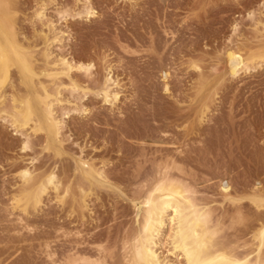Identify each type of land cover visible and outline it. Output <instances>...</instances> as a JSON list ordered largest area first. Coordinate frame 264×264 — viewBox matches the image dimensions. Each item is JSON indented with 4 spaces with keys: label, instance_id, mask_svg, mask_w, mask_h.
<instances>
[{
    "label": "rangeland",
    "instance_id": "1",
    "mask_svg": "<svg viewBox=\"0 0 264 264\" xmlns=\"http://www.w3.org/2000/svg\"><path fill=\"white\" fill-rule=\"evenodd\" d=\"M148 1L89 0L96 11L89 20L74 14L86 0H0V23L31 65L28 76L10 64L0 87V264H64V255L76 247L92 249L97 243L104 264H125L124 242L136 232L150 176L180 155L189 157L181 170L173 164L170 169L193 187L196 203L210 207L219 230L216 243L237 253L255 248L253 234L264 223V204L252 200L264 197V0ZM40 6L41 19L34 15ZM230 49L242 51L254 69L231 78L228 70L236 63L226 60ZM59 55L76 66L92 63L91 72L74 67L65 73ZM109 68L119 84L112 105L99 92ZM43 88L57 99L52 129ZM29 102L33 112L25 121ZM13 115L21 121L15 124ZM24 168L31 171L28 180L20 173ZM51 171L59 185L47 184L40 192ZM221 186L231 191L224 193ZM163 235L157 251L170 264L183 263L181 253L171 256ZM244 241L254 243L241 247Z\"/></svg>",
    "mask_w": 264,
    "mask_h": 264
},
{
    "label": "bare ground",
    "instance_id": "2",
    "mask_svg": "<svg viewBox=\"0 0 264 264\" xmlns=\"http://www.w3.org/2000/svg\"><path fill=\"white\" fill-rule=\"evenodd\" d=\"M89 0H86L87 3L84 7L81 5V11H76V15L78 16H82L86 18V19H91V17L96 16V11L93 9V7H91L90 3L88 2ZM150 1V0H149ZM148 1V2H149ZM153 2V1H152ZM151 2V3H152ZM137 3V2H136ZM176 3V2H175ZM173 4V3H172ZM182 4V3H181ZM264 4V2H263ZM7 5V3H6ZM148 5V4H147ZM168 5V3H167ZM9 6V5H8ZM172 6V5H171ZM2 7V6H1ZM145 7V6H144ZM158 7V6H157ZM162 7V6H161ZM156 8V7H155ZM5 9V7H4ZM144 9V8H143ZM148 9V8H146ZM36 12H35V16L39 19L44 17V7L40 6L37 8H35ZM80 10V9H79ZM6 11V10H5ZM66 11V10H64ZM61 11V12H64ZM70 11V10H69ZM142 11V10H141ZM146 11V10H145ZM157 11V10H156ZM168 11V10H167ZM171 11V10H170ZM68 13V11H66ZM154 12V11H153ZM65 13V14H67ZM138 13V12H137ZM140 13V12H139ZM147 13V12H146ZM149 13V12H148ZM9 14V13H8ZM60 14V13H59ZM72 14V13H71ZM82 14V15H81ZM157 14V13H156ZM167 14V13H166ZM3 15V14H2ZM12 15V14H11ZM7 16V15H6ZM13 16V15H12ZM58 16V14H57ZM72 16V15H70ZM134 16V15H133ZM138 16V15H137ZM144 16V15H143ZM250 16V15H249ZM252 16V15H251ZM14 17V16H13ZM67 17V16H66ZM74 17V16H73ZM1 18V17H0ZM15 18V17H14ZM60 18V17H59ZM133 18V17H132ZM135 18V17H134ZM141 18V17H140ZM139 18V19H140ZM158 18V16H157ZM5 19V18H3ZM51 19V18H50ZM61 19V18H60ZM63 19V17H62ZM82 20V19H81ZM138 21V19H136ZM161 20V19H160ZM146 21V20H145ZM169 21V20H168ZM11 22V21H9ZM127 22V21H126ZM236 22V21H235ZM13 23V22H12ZM151 23V22H150ZM153 23V22H152ZM156 23V22H155ZM161 23V22H160ZM178 23V22H177ZM45 24V23H44ZM49 24V23H48ZM47 24V25H48ZM134 24V23H133ZM138 24V23H137ZM143 24V23H142ZM165 24V23H164ZM172 24V23H171ZM190 24V23H189ZM135 25V24H134ZM147 25V24H146ZM149 25V24H148ZM147 25V26H148ZM170 25V24H169ZM45 26V25H44ZM50 26V25H48ZM53 26V25H52ZM139 26V25H138ZM146 26V27H147ZM167 26V25H166ZM17 27V25H16ZM157 27V26H156ZM168 27V26H167ZM185 27V26H184ZM190 27V26H189ZM235 27V25H234ZM51 28V26H50ZM139 28V27H138ZM171 28V27H170ZM188 28V27H187ZM186 28V29H187ZM238 28V27H237ZM9 29L13 30V26H9ZM8 29V30H9ZM135 29V28H134ZM137 29V28H136ZM145 29V26H144ZM152 29V28H151ZM150 29V30H151ZM159 29V28H158ZM11 30V31H12ZM47 30V29H46ZM49 30V29H48ZM53 30V29H52ZM149 30V29H148ZM147 30V32H148ZM167 30V29H165ZM169 30V29H168ZM17 31V30H16ZM15 31V32H16ZM161 31V30H160ZM173 31V30H171ZM187 31V30H186ZM236 31V30H235ZM41 32V31H40ZM150 32V31H149ZM152 32V31H151ZM154 32V31H153ZM45 33V32H44ZM54 33V32H53ZM90 33V32H89ZM169 33V32H168ZM187 33V32H186ZM46 34V33H45ZM43 34V35H45ZM49 34V33H48ZM150 34V33H149ZM156 34V33H155ZM165 34V33H164ZM189 34V33H188ZM231 34V33H229ZM228 34V35H229ZM14 35V34H13ZM41 35V34H40ZM137 35V33H136ZM174 35V34H173ZM50 36V34H49ZM138 36V35H137ZM144 36V35H143ZM142 36V37H143ZM146 36V35H145ZM162 36V35H161ZM181 36V35H180ZM47 37V36H46ZM59 37V36H58ZM122 37V36H121ZM139 37V36H138ZM141 37V36H140ZM154 37V36H153ZM152 37V38H153ZM156 37V36H155ZM173 37V36H172ZM259 37V36H258ZM17 38V37H16ZM48 38V37H47ZM123 38V37H122ZM159 38V37H158ZM189 38V37H188ZM44 39V38H43ZM59 39V38H58ZM128 39V37H127ZM156 39V38H154ZM256 39V38H255ZM118 40V39H117ZM124 40V39H123ZM141 40V38H140ZM186 40V39H185ZM190 40V39H189ZM260 40V39H259ZM20 41V40H19ZM53 41V40H52ZM58 41V40H57ZM131 41V40H130ZM144 41V40H143ZM182 41V40H181ZM192 41V40H190ZM129 42V40H128ZM142 42V41H140ZM146 42V41H145ZM154 42V41H153ZM159 42V41H158ZM172 42V41H171ZM264 42V41H263ZM19 43V42H17ZM46 43V41H45ZM133 43V42H132ZM135 43V42H134ZM166 43V42H165ZM181 43V42H180ZM179 43V44H180ZM130 43H128L129 45ZM141 44V43H140ZM159 44V43H158ZM263 44V43H262ZM48 45V44H47ZM169 45V44H168ZM167 45V46H168ZM194 45V44H193ZM206 45V44H205ZM252 45V44H251ZM261 45V44H260ZM25 46V44L23 45ZM144 46V45H143ZM121 47V46H120ZM131 47V46H130ZM156 47V46H155ZM48 47H46V50ZM136 48V47H135ZM158 48V47H157ZM167 48V47H166ZM63 49V48H61ZM59 49V50H61ZM116 49V48H115ZM123 49V48H122ZM33 50V49H32ZM58 50V49H57ZM151 50V49H150ZM177 50V49H175ZM174 50V51H175ZM28 51V50H27ZM159 51V49H158ZM31 52V51H30ZM122 52V51H121ZM166 52V51H165ZM252 53V52H251ZM25 54V53H24ZM23 54V52L21 53L19 47H17L16 42L14 37H12L11 34H9L7 32V30L3 27V25L0 23V87L3 85L4 80V76L6 77V71L9 67L10 64H16L22 71V73L28 74L31 73V68L29 66V64L25 61V55ZM28 54V53H27ZM33 53H31L32 55ZM59 54V53H58ZM164 54V53H163ZM45 56H48V54L45 52L44 54ZM51 55V54H50ZM151 55V54H149ZM226 60H235V63L233 66H231L228 70V74L231 78H235L239 75V73H241V71L245 70L248 71L249 69L251 70L252 68L254 69V63L253 62H249L248 60H250L248 57H246L242 51L240 50H227L226 51ZM253 55V54H252ZM61 56V55H59ZM125 56V55H124ZM50 58V57H49ZM58 58V57H57ZM42 59V57H41ZM48 59V57H47ZM54 59V58H53ZM255 60V59H254ZM45 61V59H44ZM130 61V60H128ZM154 61V60H153ZM32 62V61H31ZM46 62V61H45ZM51 62V59H50ZM47 63V62H46ZM49 63V62H48ZM47 63V64H48ZM59 63L61 66H63L64 68V72L65 73H69L70 70H72L74 67L79 68L84 72L85 75H88L91 72V69L93 67V64L88 62V63H80L79 65H75L72 64V59L69 60L67 59L65 56H61V58L59 59ZM76 63V62H75ZM199 63V62H198ZM197 62H192L191 66L192 68L199 70L200 67L198 66ZM46 64V65H47ZM53 64V63H52ZM34 65V64H33ZM15 66V65H14ZM36 66V65H35ZM54 66V65H53ZM136 66V65H134ZM216 66V65H215ZM58 67V66H57ZM252 67V68H251ZM18 68V69H19ZM53 69V68H52ZM51 69V70H52ZM242 69V70H241ZM43 70V69H42ZM60 70V69H59ZM241 70V71H240ZM38 71V70H37ZM107 72H105L104 76L102 79V81H100V93L102 94L103 100L106 103H110L111 105L114 104L118 98V94L119 91L117 90V86L118 84V80L117 78H113V74H111V69L109 68L108 70L106 69ZM20 73V71H18ZM35 72V70H34ZM41 72V71H40ZM43 72V71H42ZM168 72V71H167ZM167 72L165 75H167ZM249 72V71H248ZM11 73V72H10ZM39 73V72H38ZM48 73V71H47ZM80 73V72H79ZM43 74V73H42ZM45 74V73H44ZM78 75V74H77ZM169 75V74H168ZM29 76V74H28ZM60 76V75H59ZM223 76V75H222ZM3 77V78H2ZM22 77V75H21ZM58 77V76H57ZM72 77V76H71ZM74 77V76H73ZM31 78V77H30ZM52 78V77H51ZM23 79V78H22ZM94 79V78H93ZM164 79V78H163ZM24 80V79H23ZM49 80V79H48ZM65 80V79H64ZM63 80V82H64ZM152 80V79H151ZM93 81V80H92ZM166 83V82H165ZM164 83V84H165ZM24 84V83H23ZM34 84V83H33ZM38 84V83H37ZM44 87L46 86L45 83H43ZM71 85V84H69ZM34 86V85H33ZM40 86V83H39ZM77 86V85H75ZM42 87V86H41ZM91 87V86H90ZM35 88V87H34ZM37 88V87H36ZM58 88V86H57ZM78 88V87H77ZM72 88V91H76L77 90ZM170 88V87H169ZM3 89V88H2ZM47 89V88H46ZM45 88H43L42 93H43V97H42V102L44 103V106L46 108L45 111V115H46V121L48 123V126L50 129H52L53 126H56V116H54V102L57 99H51L50 98V93L47 92ZM71 89V88H70ZM165 89H167V85L165 86ZM1 90V89H0ZM35 90V89H34ZM168 92V90H165ZM2 92V91H0ZM18 92V91H16ZM35 92V91H34ZM40 92V91H38ZM71 92V91H69ZM98 92V91H97ZM13 93V92H12ZM99 93V94H100ZM170 93V92H169ZM7 94V93H6ZM55 94V92H54ZM59 94V93H58ZM61 94V92H60ZM12 95V94H11ZM14 95V94H13ZM17 95V94H16ZM23 95V94H22ZM78 95V94H77ZM5 96V95H4ZM24 96V95H23ZM37 96V95H36ZM70 96V94H69ZM81 96V95H80ZM96 96V95H95ZM12 97V96H11ZM16 97V96H15ZM64 97V96H63ZM77 97V96H76ZM83 97V95H82ZM4 99V98H3ZM63 99V98H61ZM65 100H67L66 98H64ZM73 99V98H72ZM77 99V98H76ZM20 100V99H19ZM64 100V101H65ZM75 100V99H73ZM2 101V100H1ZM61 101V100H60ZM71 101V100H70ZM77 101H80L79 98ZM3 102V101H2ZM20 103V102H19ZM56 103V102H55ZM21 104V103H20ZM25 105V104H24ZM42 105V104H41ZM61 105V104H60ZM80 106V105H79ZM83 106V105H82ZM82 106H80L81 108H83ZM109 106V105H108ZM22 108V107H21ZM87 108V107H86ZM23 109V108H22ZM21 109V110H22ZM43 109V108H42ZM41 109V110H42ZM59 109V108H58ZM73 109V108H71ZM70 109V110H71ZM77 109V108H76ZM74 109V111L76 110ZM201 109V108H200ZM65 110V108H64ZM63 110V111H64ZM69 110V109H68ZM204 110V109H203ZM19 111V110H18ZM44 111V110H43ZM72 111V110H71ZM78 111V109L76 110ZM79 111H83L85 112L86 109L83 108L82 110L79 109ZM33 112V107L32 105H30L29 102V106L27 108L24 109L23 111V119L25 121H27L29 119V115H32ZM69 112V111H68ZM68 112L64 113L68 114ZM82 112V113H83ZM75 113V112H74ZM81 113V112H80ZM202 113V112H201ZM34 114V113H33ZM42 114V113H41ZM78 114V113H77ZM8 115V114H7ZM62 115V113L60 114V116ZM199 119H197L198 121H202L203 116L199 115ZM15 124L16 122L19 123L21 120H19V118H17L15 115H13ZM41 118H43V116H41ZM33 119V118H32ZM11 120V119H10ZM206 120V118H205ZM34 121V120H33ZM198 121L196 124H198ZM26 123V122H25ZM59 123V122H58ZM57 123V124H58ZM22 124V123H21ZM29 124V123H27ZM37 125V124H36ZM24 126V125H23ZM196 126V125H195ZM17 127V126H16ZM21 127V126H20ZM15 128V127H14ZM31 128V127H30ZM198 128V127H197ZM196 128V129H197ZM29 129V128H27ZM32 130V129H30ZM36 130V129H35ZM38 130V129H37ZM36 130V131H37ZM56 130V129H55ZM58 130V129H57ZM199 130V129H198ZM39 131V130H38ZM195 131V130H194ZM59 132V131H58ZM198 132V131H197ZM190 133V131H189ZM192 133V132H191ZM196 133V131H195ZM58 134V133H57ZM166 135V134H165ZM23 136V135H22ZM26 136V135H25ZM151 136V135H148ZM153 136V135H152ZM163 137V135H161ZM158 135V138L161 137ZM186 137V136H185ZM196 137V136H195ZM60 138V137H59ZM153 138H157L156 136H153ZM164 138V137H163ZM187 138V137H186ZM186 138L183 140L185 141ZM191 137H189L190 139ZM152 139V138H151ZM183 139V138H182ZM167 140V139H165ZM168 140H170L168 138ZM194 140V139H193ZM201 140V138H200ZM52 141V140H51ZM190 141V140H189ZM198 141V140H197ZM27 142L25 141L24 146H27ZM188 142V141H187ZM195 142V141H193ZM23 143V142H22ZM196 143V142H195ZM27 148V147H26ZM157 148V147H156ZM193 148L195 149V147L193 146ZM155 149V148H154ZM202 149V148H201ZM199 150V147H198ZM178 151V150H177ZM188 151V150H186ZM190 151V150H189ZM181 152V151H179ZM183 152V151H182ZM181 152V153H182ZM185 152V150H184ZM57 153V152H56ZM143 153V152H142ZM153 153V152H152ZM172 153V152H171ZM175 153V152H174ZM180 153V154H181ZM179 154V155H180ZM189 154V153H188ZM142 155V154H141ZM140 155V156H141ZM177 155V154H176ZM175 155V156H176ZM184 155V154H183ZM132 156V155H131ZM135 156V155H134ZM171 156V155H169ZM168 156V157H169ZM175 156L172 155V158ZM178 156V155H177ZM176 156V157H177ZM209 156V155H208ZM167 157V156H165ZM164 157V158H165ZM187 157L186 156H178L177 159L175 158V160L171 159V164H173L174 166L176 165V167L178 166L180 168V164L181 161L184 162V159ZM191 157V156H190ZM189 158V157H187ZM85 159V158H84ZM168 158H166V160H164V162L170 163L167 160ZM140 160V159H139ZM178 160H179V165H178ZM141 161V160H140ZM187 161V159L185 160ZM190 161V160H189ZM31 163V162H30ZM131 163V162H130ZM156 163V162H155ZM177 163V164H176ZM86 164V163H85ZM134 164V163H133ZM139 164V163H138ZM169 166V164L164 163V166L157 169V171L153 172L152 177L150 176V185L149 187L144 191L145 194H142V200H141V207H142V211L139 213V215L137 216V229L136 232L133 234V232H131L133 235L131 237H129V239L124 242L125 244V264H170L169 260H166L165 258H163L160 255V252L157 251V246L161 245V236L163 235V231L166 229V233L164 235H166L165 238V242L168 244H170L171 246V256L172 254H174L175 252H179L181 253V255L183 256V263L181 264H264V223L258 228L257 233L253 234V239H255V248L251 249L249 248L248 250L245 249L246 251H243L242 253H237L235 252L233 249H230L228 247H222L219 246V244L216 243L215 241V237L216 234L218 233L216 225L213 224L212 219L213 217H211V209L207 208L208 206L206 205H201L195 202V200H193V197L191 196V193H193L194 189L192 190V188H190V185H187L185 183V180L181 179L178 177V174H174V172H176L174 170V172L172 173V169H170L172 166ZM158 165V164H157ZM92 166V165H91ZM27 167V166H26ZM65 167V166H64ZM138 167V166H136ZM175 167V168H176ZM182 167V165H181ZM184 167V166H183ZM86 168V166H85ZM84 168V169H85ZM152 168V167H151ZM150 168V169H151ZM173 168V167H172ZM93 169V166H92ZM96 169V168H95ZM177 169V168H176ZM53 170V169H52ZM79 170V169H78ZM137 170V169H136ZM179 170V172H180ZM183 170V169H182ZM66 171V170H65ZM64 171V172H65ZM86 171V170H84ZM139 171V170H138ZM141 171V169H140ZM55 171H51L50 173L47 174V176L45 177L44 181L42 183H40V192H44L46 185L47 184H51L54 186V189L57 187V184L59 183V178L57 179V175L56 173H54ZM144 172V171H143ZM178 172V171H177ZM183 172V171H181ZM22 177L25 180L30 179L31 176V171L29 168H24L21 169L20 171ZM72 173V171H71ZM75 173V172H74ZM186 173V171L184 172ZM77 174V173H75ZM146 174V173H145ZM183 174V173H182ZM181 174V175H182ZM20 175V176H21ZM68 175V174H67ZM99 175V174H98ZM151 175V174H149ZM185 175V174H184ZM187 175V173H186ZM76 176V175H74ZM80 176V174H79ZM107 176V175H106ZM19 177V176H18ZM69 177V176H68ZM77 177V176H76ZM104 177V176H103ZM186 177V176H185ZM34 178V176H33ZM101 178V177H100ZM105 178V177H104ZM80 179V178H79ZM133 179V178H132ZM147 179V178H146ZM24 180V181H25ZM105 180V179H104ZM109 180V179H108ZM144 180V179H142ZM80 180H78L79 182ZM83 181V180H82ZM88 181V180H87ZM67 182V181H66ZM86 182V181H85ZM134 182V181H133ZM140 182V181H139ZM144 183V182H143ZM82 184V183H81ZM90 184V183H89ZM140 184V183H139ZM59 185V184H58ZM86 185V184H85ZM137 185V184H136ZM143 185V184H142ZM141 185V186H142ZM67 186V185H66ZM89 186V185H87ZM147 186V185H146ZM86 187V186H85ZM91 187V186H90ZM95 187V186H94ZM19 188V187H18ZM50 188V187H48ZM82 188V187H81ZM84 188V187H83ZM138 188V187H137ZM85 189V188H84ZM134 189V188H133ZM144 189V188H143ZM230 187L229 186H221V190L226 193L229 190ZM62 190V189H61ZM64 190V189H63ZM62 190V191H63ZM83 189H81L82 191ZM93 190V189H92ZM96 190V189H95ZM69 191V190H68ZM80 191V190H79ZM90 191V190H89ZM38 191V193H40ZM60 192V191H57ZM64 192V191H63ZM66 192V190H65ZM76 192V191H75ZM92 192V191H90ZM96 192V191H95ZM139 192V191H138ZM137 192V194H138ZM196 192V191H195ZM19 193V192H18ZM80 193V192H79ZM135 193V192H134ZM34 194V193H33ZM58 194V193H57ZM63 194V193H62ZM71 194V193H70ZM81 194V193H80ZM200 194V193H199ZM15 195V194H14ZM19 195V194H18ZM36 195V194H35ZM41 195V194H40ZM78 195V194H77ZM89 195V194H88ZM224 195V194H223ZM17 196V195H16ZM38 196V195H37ZM72 196V195H71ZM80 196V195H79ZM229 196V195H228ZM15 197V196H14ZM23 197V196H22ZM30 197V196H29ZM40 197V196H39ZM42 197V196H41ZM44 197V196H43ZM86 197V196H85ZM83 197V198H85ZM99 197V196H98ZM196 197V196H195ZM230 197V196H229ZM13 198V197H12ZM31 198V197H30ZM29 198V199H30ZM74 198V197H73ZM80 198V197H79ZM82 198V196H81ZM201 198V197H200ZM16 199V198H15ZM26 199V198H25ZM34 201L37 202L38 199L36 196H34ZM60 199V197H59ZM63 199V198H62ZM66 199V198H64ZM199 199V198H198ZM68 200V199H67ZM81 200V199H80ZM87 200V199H86ZM85 200V202H86ZM252 200L254 202H257V204L259 205H263L264 204V197L262 196V194L253 196ZM69 201V200H68ZM237 201V200H236ZM30 202V201H29ZM59 202V201H58ZM62 202V201H61ZM203 202V201H202ZM200 202V203H202ZM252 202V201H251ZM41 203V202H40ZM71 203V202H70ZM69 203V204H70ZM138 203V202H137ZM204 203V202H203ZM77 204V203H76ZM88 204V203H87ZM256 204V203H255ZM21 205V204H20ZM23 205V204H22ZM35 205V204H34ZM33 205V206H34ZM71 205V204H70ZM257 205V206H258ZM29 206V204H28ZM40 206V205H39ZM73 206V204H72ZM75 206V205H74ZM86 206V205H85ZM32 207V206H31ZM36 207V206H35ZM65 207V206H64ZM26 208V207H25ZM29 208V207H28ZM27 208V209H28ZM78 208V207H77ZM31 209V208H29ZM74 209V208H73ZM68 210V209H67ZM80 210L81 207H80ZM30 211V210H29ZM33 211V210H32ZM31 211V212H32ZM70 211V210H69ZM254 211V210H253ZM76 212V211H75ZM25 213V212H24ZM83 213V212H82ZM72 214V213H71ZM235 214V213H234ZM79 216V215H78ZM91 216V215H90ZM217 216V215H216ZM234 215H232L233 217ZM237 216V215H236ZM73 217V216H72ZM77 217V215H76ZM82 217V216H81ZM85 218V217H83ZM78 219V217H77ZM233 220V219H232ZM86 221V220H85ZM249 221V220H247ZM132 222V221H131ZM253 222V220H252ZM212 223V224H211ZM237 223V222H236ZM25 224V223H24ZM28 224V223H27ZM33 224V223H32ZM18 225V224H16ZM22 225V224H21ZM236 225V224H235ZM28 225H26L27 227ZM251 226V225H250ZM15 227V226H14ZM22 227V226H21ZM25 228V226H24ZM65 229V228H64ZM133 229V228H132ZM221 229V228H220ZM254 229V228H253ZM67 230V229H66ZM243 230V229H242ZM63 231V230H62ZM65 231V230H64ZM80 231V230H79ZM135 231V230H134ZM70 232V231H69ZM79 232H77L76 234H78ZM101 233V232H100ZM68 235V231L66 233ZM129 234V233H128ZM127 234V235H128ZM126 235V236H127ZM163 235V236H164ZM69 236L70 233H69ZM129 236V235H128ZM65 237V236H64ZM100 238V237H99ZM242 238V237H241ZM218 239V238H217ZM99 240V239H98ZM96 239V241H98ZM248 240V239H247ZM8 242V241H7ZM49 242V241H48ZM93 242V241H92ZM91 242V244H92ZM219 242V241H218ZM97 243V242H96ZM94 243V244H96ZM223 243V242H222ZM254 242L250 243V242H246L244 241L242 245H240L241 247H247L250 246L251 244H253ZM98 244V243H97ZM96 247L93 246V244L91 245L92 249H88L89 247L86 248H82L80 247V249L76 250L71 254L64 255L65 259H64V264H104L106 262L105 258L103 257V253H101L102 250V246H100L99 244ZM167 244V245H168ZM9 245V244H8ZM48 245V244H47ZM89 245V244H88ZM127 245V246H126ZM239 245V244H238ZM50 246V245H49ZM104 246V245H103ZM123 246V245H121ZM101 247V249H100ZM159 247V246H158ZM72 248V247H71ZM96 248V249H95ZM160 248V247H159ZM69 249V248H68ZM74 249V248H73ZM104 249V247H103ZM102 250V251H101ZM115 250V249H114ZM124 250V249H123ZM236 250V248H235ZM160 251V250H159ZM166 251V249H165ZM238 251V250H237ZM242 251V250H240ZM104 252V251H103ZM124 252V253H125ZM105 253V252H104ZM163 253V252H162ZM102 254V256H101ZM168 255V254H167ZM63 256V257H64ZM112 256V255H111ZM121 256V255H120ZM113 257V256H112ZM111 257V258H112ZM107 258V256H106ZM123 259V260H124ZM119 261V259H117ZM121 260V259H120ZM175 260V259H174ZM116 262V259L113 260ZM178 261V260H177ZM110 262V261H109ZM122 262V261H121ZM173 262V261H172ZM118 263V262H116ZM179 263V262H178ZM176 263V264H178ZM108 264V263H106ZM112 264H114V262H112ZM173 264V263H172Z\"/></svg>",
    "mask_w": 264,
    "mask_h": 264
}]
</instances>
